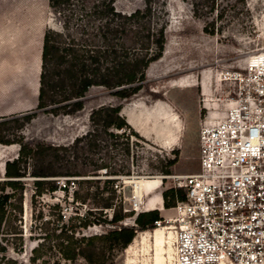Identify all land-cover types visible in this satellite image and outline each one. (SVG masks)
<instances>
[{"label": "rangeland", "instance_id": "rangeland-1", "mask_svg": "<svg viewBox=\"0 0 264 264\" xmlns=\"http://www.w3.org/2000/svg\"><path fill=\"white\" fill-rule=\"evenodd\" d=\"M115 7L128 13L143 8V2L116 0ZM153 9L154 21L165 27L164 51L146 70V86L137 95L119 101L103 88L93 87L77 114L39 112L22 129L28 140L66 145L87 130L92 108L121 104L122 116L147 142L130 146L128 155H115L108 168L112 175L106 176L104 170L99 175L116 179L123 207L134 215L145 211L147 200L172 184L171 179L159 181L165 160L175 157L173 150L178 154L177 163L170 167L171 175L198 171L200 123L208 112L222 118L220 104L237 85L228 73L241 70L248 57L264 53V0H214L213 11L204 0H154ZM61 17L49 0H0V117L34 110L42 36L46 28L59 29ZM211 25L213 34L204 31L205 27L212 30ZM17 152V145L0 144V181L5 179L4 163L14 159ZM126 171L130 175H125ZM138 179L154 180L148 194L136 196L134 181ZM33 180L28 175L23 178L20 220L14 222L22 237H9V254L24 264H64L63 240L70 231L78 238L102 233L103 228L78 227L76 208L81 213L91 203H71V179L66 192L57 189L41 195H34ZM135 203L137 211L133 209ZM163 209L159 210L162 215L167 213ZM133 218H126L124 223L132 224ZM164 226L162 223L160 252H156L152 238L159 228L155 227L137 232L130 245L113 252L106 264H171L172 228ZM33 249H37L36 260L31 263ZM72 264L86 263L77 258Z\"/></svg>", "mask_w": 264, "mask_h": 264}, {"label": "trees", "instance_id": "trees-1", "mask_svg": "<svg viewBox=\"0 0 264 264\" xmlns=\"http://www.w3.org/2000/svg\"><path fill=\"white\" fill-rule=\"evenodd\" d=\"M204 1L213 11L214 0ZM49 2L62 17L59 29L46 28L42 36L35 108L0 117V144L18 147L17 156L4 163L5 179L0 181V264H24L10 256L7 243L11 235L22 237L14 222L20 220L26 175L34 178V195L57 189L66 192L71 179V203H91L81 213L76 208L78 227L103 228L102 233L78 238L70 231L63 240L64 264H72L77 258L86 264H106L113 252L130 245L137 232L154 229V222L162 219L157 209L136 215L125 210L116 179L99 175L100 170L106 176L112 175L108 168L114 156L128 155L130 146L145 143L146 139L127 123L119 103L92 108L87 130L66 145L28 140L22 129L39 112L53 116L77 114L93 87L103 88L119 101L137 95L146 86V70L163 54L165 27L154 21V0H142L143 8L128 13L116 9V0ZM194 11L197 13L196 8ZM211 27L212 30L205 27L204 31L213 34ZM173 152L175 157L165 160L161 175H171L170 167L177 163L178 154L177 150ZM129 173L126 171L125 175ZM161 198L163 208L169 209L184 200V191L172 183L161 192ZM132 216V224L124 223ZM32 251L35 256L29 260L34 263L37 249Z\"/></svg>", "mask_w": 264, "mask_h": 264}, {"label": "built area", "instance_id": "built-area-1", "mask_svg": "<svg viewBox=\"0 0 264 264\" xmlns=\"http://www.w3.org/2000/svg\"><path fill=\"white\" fill-rule=\"evenodd\" d=\"M248 59L222 118L200 123L198 171L160 177L184 191L154 222L172 228L171 264H264V64Z\"/></svg>", "mask_w": 264, "mask_h": 264}, {"label": "bare ground", "instance_id": "bare-ground-1", "mask_svg": "<svg viewBox=\"0 0 264 264\" xmlns=\"http://www.w3.org/2000/svg\"><path fill=\"white\" fill-rule=\"evenodd\" d=\"M264 53L257 54L255 56H251L248 60H250L253 64L258 65V64H264ZM152 180L150 179H138L134 181L135 186V194L137 197L141 196L140 191L143 186L149 187L150 182ZM162 207V205H161ZM138 210V208H136ZM164 210V209H163ZM164 227H169V226H164ZM157 228V227H156ZM163 228L159 226V228L155 229L152 234L153 242H154V247L156 252H160L161 248L163 246Z\"/></svg>", "mask_w": 264, "mask_h": 264}, {"label": "crops", "instance_id": "crops-1", "mask_svg": "<svg viewBox=\"0 0 264 264\" xmlns=\"http://www.w3.org/2000/svg\"><path fill=\"white\" fill-rule=\"evenodd\" d=\"M154 185V180H152L150 182L149 187L143 186L144 188L141 189L140 194H148L151 186ZM162 205V198H161V194L157 193L156 197L154 199H148L146 204H145V211H149V210H153V209H157V210H162L163 208L161 207Z\"/></svg>", "mask_w": 264, "mask_h": 264}, {"label": "water", "instance_id": "water-1", "mask_svg": "<svg viewBox=\"0 0 264 264\" xmlns=\"http://www.w3.org/2000/svg\"><path fill=\"white\" fill-rule=\"evenodd\" d=\"M127 121V120H126ZM128 123V122H127ZM130 125V124H129ZM3 174H4V172H3Z\"/></svg>", "mask_w": 264, "mask_h": 264}]
</instances>
